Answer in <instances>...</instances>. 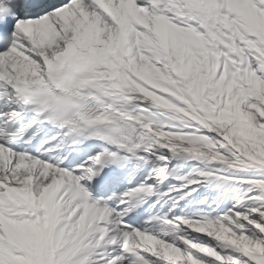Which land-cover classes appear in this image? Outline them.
I'll return each mask as SVG.
<instances>
[{"label":"snow or ice","instance_id":"snow-or-ice-1","mask_svg":"<svg viewBox=\"0 0 264 264\" xmlns=\"http://www.w3.org/2000/svg\"><path fill=\"white\" fill-rule=\"evenodd\" d=\"M0 264H264V0H0Z\"/></svg>","mask_w":264,"mask_h":264},{"label":"rangeland","instance_id":"rangeland-1","mask_svg":"<svg viewBox=\"0 0 264 264\" xmlns=\"http://www.w3.org/2000/svg\"><path fill=\"white\" fill-rule=\"evenodd\" d=\"M184 170L186 171L187 169L185 168Z\"/></svg>","mask_w":264,"mask_h":264}]
</instances>
